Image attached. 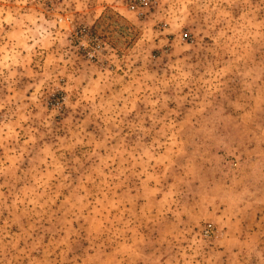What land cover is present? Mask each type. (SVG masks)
Listing matches in <instances>:
<instances>
[{"label": "rangeland", "instance_id": "1", "mask_svg": "<svg viewBox=\"0 0 264 264\" xmlns=\"http://www.w3.org/2000/svg\"><path fill=\"white\" fill-rule=\"evenodd\" d=\"M0 264H264V0H0Z\"/></svg>", "mask_w": 264, "mask_h": 264}]
</instances>
